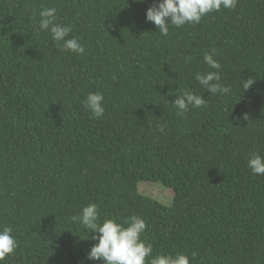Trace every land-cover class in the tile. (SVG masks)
<instances>
[{
    "label": "trees",
    "instance_id": "1",
    "mask_svg": "<svg viewBox=\"0 0 264 264\" xmlns=\"http://www.w3.org/2000/svg\"><path fill=\"white\" fill-rule=\"evenodd\" d=\"M156 2L0 0V229L18 241L3 264H103L87 258L96 233L72 220L91 203L101 222L141 216L153 255L264 264V175L248 167L250 153L264 155V0L167 36L146 20ZM46 7L83 54L39 30ZM213 48L230 93L195 79L215 71L203 60ZM185 90L206 104L180 117L172 103ZM93 92L99 119L84 107ZM143 182L172 189V205L142 195Z\"/></svg>",
    "mask_w": 264,
    "mask_h": 264
},
{
    "label": "clouds",
    "instance_id": "2",
    "mask_svg": "<svg viewBox=\"0 0 264 264\" xmlns=\"http://www.w3.org/2000/svg\"><path fill=\"white\" fill-rule=\"evenodd\" d=\"M237 3L238 0H157L147 9L146 20L157 27L159 34L167 36L170 25L176 28L186 24L195 25L209 13L218 12L222 8L235 9ZM38 28L40 31L50 32L51 39L56 42L60 51H70L75 54L85 52L83 44L77 38H69L72 28L69 25L57 23L55 7L41 8ZM216 51L213 48L211 53H205L203 56L204 62L215 71L197 73L195 79L211 94L230 93L229 87L219 83L221 65L214 59ZM243 81L244 91L250 89L255 83L252 78L243 79ZM176 97L172 104L177 110V116L180 117L185 116L190 107L201 108L206 104V100L202 96L187 90ZM103 105L104 96L99 92L89 93L84 101V107L90 112L93 119L104 116ZM248 118L245 114L244 119L248 120ZM159 131L163 133L164 128L159 127ZM248 167L253 175H264V155L258 152L250 153ZM72 220L83 228L91 230V233H96L91 237L95 244L88 252L89 260L102 261L103 264H190V257L183 253L153 255L152 244L141 239L147 224L139 215H132L123 223L118 222L117 218H105L101 222L98 205L91 203L84 206L82 212L73 216ZM17 248L18 241L13 235V228L5 226L0 229V264H3L7 257L14 254ZM195 255L192 253L193 258Z\"/></svg>",
    "mask_w": 264,
    "mask_h": 264
},
{
    "label": "rangeland",
    "instance_id": "3",
    "mask_svg": "<svg viewBox=\"0 0 264 264\" xmlns=\"http://www.w3.org/2000/svg\"><path fill=\"white\" fill-rule=\"evenodd\" d=\"M139 191L142 195L150 197L167 206L172 205L175 198V192L170 188L164 187L160 183H140Z\"/></svg>",
    "mask_w": 264,
    "mask_h": 264
}]
</instances>
